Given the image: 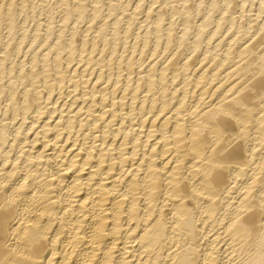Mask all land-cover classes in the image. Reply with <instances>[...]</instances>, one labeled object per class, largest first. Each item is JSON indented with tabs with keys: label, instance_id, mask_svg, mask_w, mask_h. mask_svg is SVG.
<instances>
[{
	"label": "bare ground",
	"instance_id": "obj_1",
	"mask_svg": "<svg viewBox=\"0 0 264 264\" xmlns=\"http://www.w3.org/2000/svg\"><path fill=\"white\" fill-rule=\"evenodd\" d=\"M0 264H264V0H0Z\"/></svg>",
	"mask_w": 264,
	"mask_h": 264
}]
</instances>
